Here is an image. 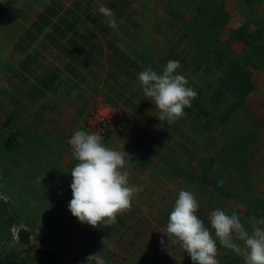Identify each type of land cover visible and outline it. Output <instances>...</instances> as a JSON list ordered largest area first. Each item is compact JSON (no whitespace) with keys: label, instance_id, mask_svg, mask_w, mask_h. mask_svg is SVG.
<instances>
[{"label":"rangeland","instance_id":"rangeland-1","mask_svg":"<svg viewBox=\"0 0 264 264\" xmlns=\"http://www.w3.org/2000/svg\"><path fill=\"white\" fill-rule=\"evenodd\" d=\"M51 1L0 0V174L16 159L25 160L20 153L30 156L38 145L50 146L41 136L33 139L31 131L60 135L54 143L62 144L79 129L127 152L122 171L139 192L131 211L117 215L111 225L93 228L73 218L47 223L46 217L29 225L17 206L8 210L0 181V257L14 254L16 264H53L54 258L42 250L50 247L75 264H192L180 244L170 251L161 245L169 213L186 190L195 195L196 215L217 239L218 264H245L242 255L220 246L209 214L217 208L235 213L249 232L251 217L264 218V0H97L94 5L77 0L88 11L105 6L114 13L116 29L109 27L110 17L95 12L106 31L83 10L75 15L92 26L105 51L110 39L127 59H71L44 34L24 37L34 20L47 14ZM62 1L69 6L72 0ZM76 26L82 27L79 20ZM201 33L224 43L235 58L251 50L240 61L248 85L236 84L235 76L230 81L215 59L196 52ZM169 60L180 62L177 73L198 93L173 124L159 121L160 111L138 81L144 68L159 73ZM29 122L24 134L22 125ZM12 125L19 132L5 143ZM23 137L28 140L20 146ZM16 170L21 190L30 174Z\"/></svg>","mask_w":264,"mask_h":264},{"label":"clouds","instance_id":"clouds-1","mask_svg":"<svg viewBox=\"0 0 264 264\" xmlns=\"http://www.w3.org/2000/svg\"><path fill=\"white\" fill-rule=\"evenodd\" d=\"M98 11L110 17L109 27H118L109 8L100 6ZM180 67L178 60H169L162 72L146 67L138 74L143 93L160 111L157 117L160 122L175 123L198 95L188 86L187 78L177 73ZM102 139L99 134L78 129L69 140L78 163L70 171L73 198L68 208L79 222L93 228L111 225L117 215L131 211L132 199L139 192L129 184V173L122 171L125 155L129 156L127 152L105 146ZM198 209L195 195L181 190L169 213L166 229L161 232V245L170 251L172 245L180 244L192 264H218L217 239L196 215ZM209 219L220 246L242 255L245 264H264V218L251 217V232L237 214H228L223 209L212 211ZM237 241L242 242L243 247Z\"/></svg>","mask_w":264,"mask_h":264},{"label":"trees","instance_id":"trees-1","mask_svg":"<svg viewBox=\"0 0 264 264\" xmlns=\"http://www.w3.org/2000/svg\"><path fill=\"white\" fill-rule=\"evenodd\" d=\"M86 3L94 5L97 3V0H86ZM113 3H115V0ZM75 6L78 7L76 10H74ZM99 7L100 6L97 7L96 11L99 9ZM79 10H83V13L87 17L91 18L93 25L97 24L105 31L109 30L108 27L104 25L101 20H99L97 14H95L96 11H88L86 7L78 4L77 0H72L69 6H64L62 0H52L51 4L46 8L47 14H40L38 18L34 20L32 26L25 30L24 37L30 36L33 33L36 35L44 34L46 40H48L52 46L68 54L71 59H127L128 55L114 46L110 39L106 40V51L103 49L102 44L99 42L100 39L97 37L96 32L92 29V26L89 25L88 22L84 21L83 19L81 20L77 15H75V12ZM117 10L120 11L121 9L117 8ZM119 15H122V13H119ZM53 17L55 18L54 20H52ZM72 18H74L73 21ZM78 20L82 27L76 26ZM224 21L225 19L221 20L219 23L223 24ZM237 31L239 30L237 29L235 32ZM197 36V43L195 44V47L197 46L196 52L198 54L215 59L214 63L216 64V68H219L222 72L225 71L226 76L230 81L232 80L233 76H235L237 81L236 84L242 82L243 84L248 85L246 80L248 75H245L246 73L248 74V72H246L247 69L245 64H242L240 61L245 60L251 54V50L246 51L240 58H235V54L230 49H228L224 43L217 40L214 41L203 33ZM24 37H22V39ZM94 37H96L97 40L92 39ZM238 38L241 39L244 44H246L244 36H240ZM168 54L176 57L173 52H169ZM222 56H224L225 59H222ZM225 60L229 61L227 68L223 67L227 63ZM238 70L241 71L237 72ZM219 77L220 79H224L222 75ZM43 85L47 87L48 83L44 82ZM238 95L242 97L240 92H238ZM208 168L210 169V167ZM209 181L210 180L207 179V182ZM214 186L220 193L227 194V191L222 187L217 185ZM36 250L38 251L39 249L36 248ZM42 250L47 251L50 256L54 258L55 262L53 264H75L66 259L59 258L56 251L49 247L43 248ZM17 262V257L14 254L0 257V264H16Z\"/></svg>","mask_w":264,"mask_h":264},{"label":"crops","instance_id":"crops-1","mask_svg":"<svg viewBox=\"0 0 264 264\" xmlns=\"http://www.w3.org/2000/svg\"><path fill=\"white\" fill-rule=\"evenodd\" d=\"M258 13L260 14L261 12ZM31 125L32 122L22 125L23 128L21 132L25 134L28 127ZM44 126L45 124L42 127L43 129L45 128ZM10 129L11 130H7V133H5V143L6 141L7 143L9 141L11 142L10 136L14 137L19 132L17 125L10 126ZM31 132V137H33V139L37 136H41V140H43L42 138H45L50 146L38 145L36 150H33L36 154L33 153V155L31 153L30 156L28 155V152H23V154L20 153L19 157L22 159L25 158V160L22 161L21 159H16V162L12 163V168L0 174V181H3L4 183V195L7 197L6 199L10 201H7L8 210L15 211L14 208L17 206V209L20 210V215L24 217L25 222L29 225H33L34 222L38 224V222L40 223L44 221V217H46L45 221L47 223L52 222V219H54V223H57L60 218L77 219L72 215L68 208V204L73 198V193L70 187L72 182L70 171L78 163V160L73 155V151H67V149L73 150L68 146L69 139H65L62 144L60 141L55 144L54 140L60 139V135L52 133L46 135L39 130ZM27 136L29 139V135ZM28 139L25 140L23 137L20 146L27 143L25 141ZM25 161L33 166L30 168L28 163V166H26ZM71 162H73V167L71 166ZM16 169H21L19 175L30 174L26 177V183H23L21 190L17 183L18 178H16V176L18 171ZM31 175L32 179L30 178ZM35 229L36 228H33L32 230Z\"/></svg>","mask_w":264,"mask_h":264},{"label":"built area","instance_id":"built-area-1","mask_svg":"<svg viewBox=\"0 0 264 264\" xmlns=\"http://www.w3.org/2000/svg\"><path fill=\"white\" fill-rule=\"evenodd\" d=\"M70 140V139H69Z\"/></svg>","mask_w":264,"mask_h":264}]
</instances>
